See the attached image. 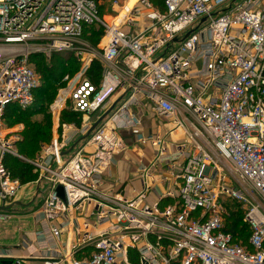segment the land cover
Instances as JSON below:
<instances>
[{
  "label": "built area",
  "instance_id": "2783aa9c",
  "mask_svg": "<svg viewBox=\"0 0 264 264\" xmlns=\"http://www.w3.org/2000/svg\"><path fill=\"white\" fill-rule=\"evenodd\" d=\"M161 4L108 0L106 21L95 0H0V206L27 195L4 166L8 156L48 183L38 230L20 244L26 254L0 250V264H128L131 253L138 264H264V0ZM91 28L101 31L96 45L83 38ZM65 54L80 66L62 76L49 110L56 124L66 105L83 121L63 124L27 161L5 113L33 106L32 58ZM98 112L108 113L91 130ZM143 112L183 138L136 134L133 144L154 151L140 191L104 189L129 147L121 132L139 128ZM163 169L176 173L167 179ZM162 184L170 187L147 203ZM227 204L243 211L245 245L226 231Z\"/></svg>",
  "mask_w": 264,
  "mask_h": 264
},
{
  "label": "rangeland",
  "instance_id": "374dc122",
  "mask_svg": "<svg viewBox=\"0 0 264 264\" xmlns=\"http://www.w3.org/2000/svg\"><path fill=\"white\" fill-rule=\"evenodd\" d=\"M100 3V9H101V17L105 16V20L109 21L110 19L106 16V15H113L110 14V8L108 6V0H99ZM140 27L143 26L142 23L139 24ZM100 30H96V29H91L88 30L85 33V38H95L98 39L97 34L99 35ZM90 36V37H89ZM87 40V39H85ZM88 41V40H87ZM70 55H64V56H60L57 59V61H52V57L50 58H42L40 60H36V62H32L34 71L36 73L37 79L39 81V87L42 86L43 83V79H46L44 75H42V64L44 65H51V64H56L59 65L60 63H62L63 61L65 62V67L64 70L66 69V71L68 70L69 74H73L75 72L78 71L79 69V64L76 62V60L71 59ZM92 74V75H91ZM89 77L90 79L92 78H99L101 75V71H97L95 70L94 73H91ZM50 91L47 93L46 96H44L43 100H40L39 97H41L39 95V91H36V108L38 106H41V104H45L44 109H46V111H48L49 107H51V105L54 104V102L56 101L58 92H57V88H55L52 84L49 85ZM48 107V108H47ZM67 111L69 112V105H66ZM46 111H39V110H33V112H31L30 114L26 115L27 112L30 111H26V112H20V111H11L9 114H7V116L5 117V130L10 132L11 134H15L18 133V138L19 140L21 139V133L25 130V121H21L19 120V118L21 117V114L23 113V117L26 119H31V122H40L43 121L44 118H46L48 116V114L46 113ZM44 112V115H43ZM103 115V113L98 112L95 115H93L90 120L92 122V124L94 125L98 119L101 118V116ZM68 120L64 119L63 117H60L58 119V123L56 124L55 119L53 118V116H51V120H50V141L52 140V138L56 135L59 134V132L61 131V126L63 124L65 125H73L75 127H78L82 121L83 118L82 116H79V118H76L75 120H71L68 123H66ZM18 140V142H19ZM17 142V143H18ZM16 143V144H17ZM16 144H15V150H16ZM129 147L127 149V152H125L124 156L126 160H128L129 162L133 159V158H138L140 157L141 153L144 151V148L148 145L146 143H142V144H133V142H129ZM148 147L151 148L150 145H148ZM147 148V147H146ZM16 153L23 159L27 160V161H31L28 158H25L23 156H21L18 151L16 150ZM11 157V156H9ZM14 158V157H12ZM17 160H19L18 158H16ZM25 164H27L28 166H30L28 163H26L25 161L19 160ZM29 168V167H28ZM176 173V171L170 169H163L162 172H158V174H160V176H164L167 179H170L174 174ZM109 179V178H108ZM40 182L39 179V174L37 173L36 178L33 181H27L24 184L20 185L23 187L22 188V193L25 192L26 197L22 198L21 195L18 196V202H21L22 204H28L31 202V200L33 199V197L35 196V192H36V188L38 186V183ZM117 184H111L110 187H115ZM48 183L46 181H42L41 184L39 185V193L37 194L34 202L26 208H18V207H14L13 211L10 213L11 218H9L6 221L0 222V250H11L14 249L18 246H20L21 242H22V238L23 235L31 230L34 231L35 229V225H34V217L33 215L36 213V209L40 208L41 205V193H44L47 189ZM151 200L149 199L147 201V203H150ZM227 207L230 210H234V216H236L235 219L238 220V228L240 229V234L244 237L245 236V226L242 223V215H243V211L240 208V206H236L233 204H227ZM227 219L225 220V226L227 224ZM230 220V219H229ZM231 221V220H230ZM226 228H228V225L226 226ZM237 244L240 245H245V242L242 238H237L236 240ZM131 258H136V256L134 255V253H131L129 255V260H128V264H138L137 258L136 260L133 259L132 262H130Z\"/></svg>",
  "mask_w": 264,
  "mask_h": 264
},
{
  "label": "trees",
  "instance_id": "16d2710c",
  "mask_svg": "<svg viewBox=\"0 0 264 264\" xmlns=\"http://www.w3.org/2000/svg\"><path fill=\"white\" fill-rule=\"evenodd\" d=\"M97 3H99V0H95ZM149 2L152 3L153 6H156L157 8H162V4H161V0H149ZM100 9V7H99ZM100 13H101V9H100ZM94 29V28H91ZM91 29H87L85 30V33L88 30ZM85 33L83 38L87 39L91 44L96 45L100 39L101 36V31L99 33L98 39L95 40V38H85ZM90 37V36H89ZM67 55V54H65ZM60 56H64V55H53L52 56V61H57L56 58L60 57ZM70 57V56H69ZM71 59H73L72 57H70ZM42 58L40 57H34L32 58L31 62H36V60H40ZM74 60V59H73ZM65 67V62L63 61L62 63H60L59 65L56 64H51V65H44L42 64V75L45 76L46 79H43V83L42 86L39 87L36 91H39V95L41 97L40 100H43L44 96L47 95V93L50 91L49 85L52 84L55 88H57V92L60 89L61 85H60V80L62 78V76L64 74H66V72H68V70L66 71V69L64 70ZM95 70L100 71V67L98 65H93V67L91 68L90 72H89V77L91 73H94ZM66 71V72H65ZM92 75V74H91ZM98 77L97 78H92V81L94 83H96L98 81ZM36 91H34V103L33 106L25 111H21L16 109L15 107H9L5 113V117L7 116V114H9L11 111H20V112H26V111H30L27 112L26 115L30 114L31 112H33V110H41V111H46V109H44L45 104H41V106H38L36 108ZM48 108V107H47ZM50 108V107H49ZM46 113L48 114V116L46 118H44L43 121L40 122H31V119H26L23 117V113L21 114V117L19 118V120L21 121H25V130L21 133V139L19 140V142L16 144V150L18 151V153L25 157L28 158L30 160H35L41 153V151L43 150V148H45L46 146H48V144L50 143V120H51V113L50 110L48 109V111H46ZM44 115V112H43ZM80 115L75 114L71 111H67V109H64L59 118L63 117L64 119L68 120L66 123H68L71 120H75L76 118H79ZM4 166L6 167V169L8 170L9 174L11 175L12 178L17 179L19 181V183L24 184L27 181H33L36 176H37V172L31 167L28 166L27 164L17 160L16 158H12V157H6L4 159ZM29 167V168H28ZM234 210H230L228 209V216H227V224L228 228H226V231L228 233H230L235 242H237V238H242L244 241L247 240L248 238V230L245 228V236L243 237L240 233V229L238 228V218H236V216H234ZM243 217V215H242ZM231 221H230V220ZM136 258H131L130 262H132V260Z\"/></svg>",
  "mask_w": 264,
  "mask_h": 264
},
{
  "label": "crops",
  "instance_id": "0c3cea01",
  "mask_svg": "<svg viewBox=\"0 0 264 264\" xmlns=\"http://www.w3.org/2000/svg\"><path fill=\"white\" fill-rule=\"evenodd\" d=\"M144 113V112H143ZM141 125L137 129H130L121 132L123 136L128 138V142H132V137L136 134L147 135H157L164 136L167 142H175L176 140L182 139V135L178 132H171L170 136H167L166 132H170L173 130V124L164 123L163 121L154 118V116L150 112H145L141 118ZM166 130V131H165ZM74 141L73 143H75ZM149 145V144H148ZM148 145L144 148V151L141 153L140 157L133 158L130 162L125 158V156H120L116 159L115 165L111 168V170L107 174L106 185L104 189L110 188L111 184H118L119 186H127L129 188L130 194L137 193L140 191V178L139 170L141 167H148L153 158L154 151L152 147H148ZM109 178V179H108ZM169 184H162L155 187L154 190L147 197V201L150 199L151 202H155L158 197L169 188ZM132 190V191H131ZM134 191V192H133ZM149 203V204H150ZM35 229L27 232L28 236L32 239L33 234L38 230V225L41 220V215L39 208L36 209V213L33 215ZM26 234V233H25ZM9 252L14 256H24L26 253L24 252L23 247H16L14 249L9 250ZM27 264H40L35 261H27Z\"/></svg>",
  "mask_w": 264,
  "mask_h": 264
},
{
  "label": "water",
  "instance_id": "95a60500",
  "mask_svg": "<svg viewBox=\"0 0 264 264\" xmlns=\"http://www.w3.org/2000/svg\"><path fill=\"white\" fill-rule=\"evenodd\" d=\"M107 113L104 114L100 119H98V121L92 126L91 130H93L100 123V121L107 115ZM75 146H76V144L71 149H73ZM40 182H41V180H40ZM38 193H39V184H38V186L36 188L35 196L33 197V199L31 200L30 203L22 204L21 202H18V201L17 202H13L12 204H10L8 206H0V212H12L14 207H18V208L29 207L34 202V200H35V198H36Z\"/></svg>",
  "mask_w": 264,
  "mask_h": 264
},
{
  "label": "bare ground",
  "instance_id": "6f19581e",
  "mask_svg": "<svg viewBox=\"0 0 264 264\" xmlns=\"http://www.w3.org/2000/svg\"><path fill=\"white\" fill-rule=\"evenodd\" d=\"M134 1H135V0H131V3H133ZM57 105H58V104H57ZM57 105H56V106H57Z\"/></svg>",
  "mask_w": 264,
  "mask_h": 264
}]
</instances>
